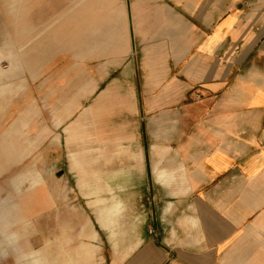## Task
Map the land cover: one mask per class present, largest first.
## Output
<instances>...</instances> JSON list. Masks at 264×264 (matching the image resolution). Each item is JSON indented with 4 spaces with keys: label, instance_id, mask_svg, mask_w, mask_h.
<instances>
[{
    "label": "crops",
    "instance_id": "obj_1",
    "mask_svg": "<svg viewBox=\"0 0 264 264\" xmlns=\"http://www.w3.org/2000/svg\"><path fill=\"white\" fill-rule=\"evenodd\" d=\"M10 1L20 41L133 53L122 72L144 95L102 123L134 134L102 162V194L61 226L52 210L36 264H264V0Z\"/></svg>",
    "mask_w": 264,
    "mask_h": 264
},
{
    "label": "rangeland",
    "instance_id": "obj_2",
    "mask_svg": "<svg viewBox=\"0 0 264 264\" xmlns=\"http://www.w3.org/2000/svg\"><path fill=\"white\" fill-rule=\"evenodd\" d=\"M18 24V8H0V264H36L38 252L49 259L52 210L61 226L69 208L83 210L84 189L102 194V162L134 134L102 133V123L132 120L131 103L144 97L122 72L133 53L20 41ZM83 163L94 175L89 186L77 170Z\"/></svg>",
    "mask_w": 264,
    "mask_h": 264
}]
</instances>
